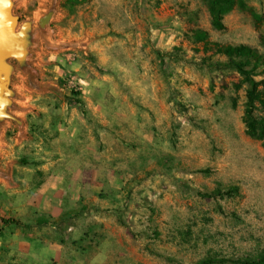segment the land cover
<instances>
[{
  "label": "rangeland",
  "instance_id": "374dc122",
  "mask_svg": "<svg viewBox=\"0 0 264 264\" xmlns=\"http://www.w3.org/2000/svg\"><path fill=\"white\" fill-rule=\"evenodd\" d=\"M244 1L217 30L207 0H13L32 40L23 63L11 60L13 103L0 119V170L10 178L0 195L23 167L96 165L106 179L84 211L107 214L108 245L91 248V264L259 255L264 141L246 131L247 83L211 49L255 48L254 76L264 79V0ZM87 147L92 155L74 156Z\"/></svg>",
  "mask_w": 264,
  "mask_h": 264
},
{
  "label": "crops",
  "instance_id": "0c3cea01",
  "mask_svg": "<svg viewBox=\"0 0 264 264\" xmlns=\"http://www.w3.org/2000/svg\"><path fill=\"white\" fill-rule=\"evenodd\" d=\"M91 152L87 147L74 156ZM22 169L24 176L16 177L20 184L11 178L7 193L0 195V216L20 222L0 219V264H91V248L98 247L100 254L108 245V219L105 212H85L84 206L100 202L91 191L98 180L105 181V170L56 163ZM8 174L0 170V183ZM94 174L97 180L92 181Z\"/></svg>",
  "mask_w": 264,
  "mask_h": 264
},
{
  "label": "trees",
  "instance_id": "16d2710c",
  "mask_svg": "<svg viewBox=\"0 0 264 264\" xmlns=\"http://www.w3.org/2000/svg\"><path fill=\"white\" fill-rule=\"evenodd\" d=\"M209 5V11L211 16V23L213 27L217 30H225V17L231 13L237 6L242 9H246V3L244 0H207ZM197 35L200 40H205L209 43V33L206 30L199 29L197 30ZM212 50H215L216 53L224 54L229 57V63H233L239 70L242 76V82L247 83L246 89V102L244 110V122L246 124L247 133L256 139L264 141V116H258L256 110L261 107L264 109V79L257 80L254 76L253 69L256 64L261 61V55L258 51L246 44L239 45H223L218 42L213 43L211 47ZM237 57L247 58L246 62L236 61ZM255 62V64H253ZM251 64L252 68L248 69ZM58 94L63 96L60 91ZM75 95H81L80 91L75 92ZM69 103H78L84 105V100L82 98H73L69 95H64ZM264 143V142H263ZM220 192V191H219ZM0 219L3 223H20L14 218H6L0 216ZM228 262L231 261V264H264V251L259 255L252 257L244 258H234L231 260L227 259H218L211 260L209 263L213 262ZM208 263V262H206Z\"/></svg>",
  "mask_w": 264,
  "mask_h": 264
},
{
  "label": "flooded vegetation",
  "instance_id": "af4514ba",
  "mask_svg": "<svg viewBox=\"0 0 264 264\" xmlns=\"http://www.w3.org/2000/svg\"><path fill=\"white\" fill-rule=\"evenodd\" d=\"M13 6V0H0V85L6 83L0 100V119L2 116L9 117L8 108L13 103L11 60L12 58L21 60V55L32 40L30 25L26 21L18 27L20 23L16 19ZM22 61L20 63H23ZM2 108H4V115Z\"/></svg>",
  "mask_w": 264,
  "mask_h": 264
},
{
  "label": "water",
  "instance_id": "95a60500",
  "mask_svg": "<svg viewBox=\"0 0 264 264\" xmlns=\"http://www.w3.org/2000/svg\"><path fill=\"white\" fill-rule=\"evenodd\" d=\"M51 16H52V13H49L48 15H46L45 17L41 19L40 24L42 27H44L49 22V20L51 19ZM4 88H6V83L0 85V100H1V96L3 94ZM2 110H3V113L2 112L1 113L4 115L5 114L4 108H2Z\"/></svg>",
  "mask_w": 264,
  "mask_h": 264
}]
</instances>
